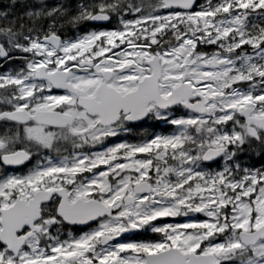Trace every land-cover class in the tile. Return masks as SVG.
<instances>
[{"label":"snow or ice","instance_id":"6c2138e0","mask_svg":"<svg viewBox=\"0 0 264 264\" xmlns=\"http://www.w3.org/2000/svg\"><path fill=\"white\" fill-rule=\"evenodd\" d=\"M0 264H264V0H3Z\"/></svg>","mask_w":264,"mask_h":264},{"label":"trees","instance_id":"16d2710c","mask_svg":"<svg viewBox=\"0 0 264 264\" xmlns=\"http://www.w3.org/2000/svg\"><path fill=\"white\" fill-rule=\"evenodd\" d=\"M3 3V0H0V4H2Z\"/></svg>","mask_w":264,"mask_h":264}]
</instances>
